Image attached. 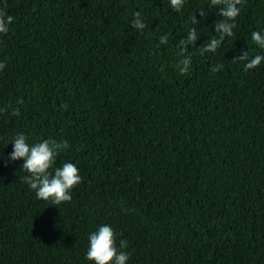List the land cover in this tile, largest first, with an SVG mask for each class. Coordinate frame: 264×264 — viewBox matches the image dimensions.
I'll list each match as a JSON object with an SVG mask.
<instances>
[{"label":"trees","instance_id":"1","mask_svg":"<svg viewBox=\"0 0 264 264\" xmlns=\"http://www.w3.org/2000/svg\"><path fill=\"white\" fill-rule=\"evenodd\" d=\"M0 10L13 17L0 34V264H94L88 237L101 225L127 241V264H264V62L245 71L233 60L264 55L251 39L264 33V0H244L214 53L203 45L223 17L210 0L180 12L169 0H0ZM137 10L143 32L131 26ZM21 133L67 141L56 166L82 177L70 202L38 199L22 159L5 166Z\"/></svg>","mask_w":264,"mask_h":264},{"label":"clouds","instance_id":"2","mask_svg":"<svg viewBox=\"0 0 264 264\" xmlns=\"http://www.w3.org/2000/svg\"><path fill=\"white\" fill-rule=\"evenodd\" d=\"M243 3L244 0H210V6L217 8L223 19L215 22V32L219 34L220 38L208 40L203 45V52H216L221 47L224 38L235 35V21L241 13ZM184 4L185 0H169V6L175 12H180ZM199 13L201 17H206L207 15L203 9L199 10ZM12 22L13 17L7 15L5 11L0 10V34L6 35ZM200 22L202 21L194 14L192 16V23L197 24ZM131 26L140 32H143L148 27L141 11L137 10L133 13ZM197 39L196 29L192 28L188 32L187 37L180 42L182 46L180 54L183 57L179 61L181 73H187L189 70L192 63L189 46L195 47ZM251 39L255 45L264 49V33L254 31L251 34ZM167 43V37L162 36L159 40V45H166ZM233 60L246 61L244 70L249 71L257 68L264 62V55L257 54L249 58L248 52L244 51L242 55ZM5 66L4 62H0V71ZM223 67L224 65L220 64L214 66L211 71L215 73ZM66 108L67 106H65V110ZM12 145L13 151L8 155L5 166H7L8 162L22 159V169L28 175L21 177V180L26 182L35 191L38 199L51 201V204L56 206L72 200L71 190L82 181L79 169L71 162H66L59 167L56 166L57 156L60 151L68 147L67 141L58 143L55 140L45 139L41 142L30 144L28 138L21 133L15 136ZM88 239L87 260L94 262V264H127L129 254L120 249H126L128 243L121 240L118 247L115 231L110 225H101L98 230L90 233Z\"/></svg>","mask_w":264,"mask_h":264}]
</instances>
